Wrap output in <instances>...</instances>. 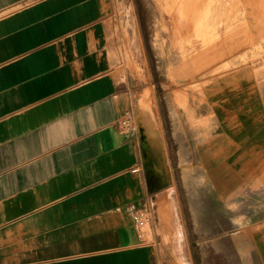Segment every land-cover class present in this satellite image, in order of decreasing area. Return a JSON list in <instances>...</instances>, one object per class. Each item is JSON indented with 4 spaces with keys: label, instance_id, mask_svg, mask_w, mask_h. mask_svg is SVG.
Segmentation results:
<instances>
[{
    "label": "crops",
    "instance_id": "1",
    "mask_svg": "<svg viewBox=\"0 0 264 264\" xmlns=\"http://www.w3.org/2000/svg\"><path fill=\"white\" fill-rule=\"evenodd\" d=\"M207 1L187 49L155 51L142 21V82L115 0H0V264H158L133 214L152 205L153 234L178 188L193 226L222 218L238 264H264V9Z\"/></svg>",
    "mask_w": 264,
    "mask_h": 264
},
{
    "label": "rangeland",
    "instance_id": "2",
    "mask_svg": "<svg viewBox=\"0 0 264 264\" xmlns=\"http://www.w3.org/2000/svg\"><path fill=\"white\" fill-rule=\"evenodd\" d=\"M116 10L114 12L117 28L131 42V47L126 49L125 63L123 68H133L136 78L145 81V69L142 58V49L139 48L141 37L144 34L142 21L145 23V30L151 39L152 47L155 51L161 52L162 47H174L175 44H164L169 42L168 37L175 41L176 38L184 49L189 48L191 35H195V39H205L207 25L210 26L215 21L216 12L205 10L208 5L207 0H115ZM213 2V0H211ZM220 1V0H214ZM222 1V0H221ZM217 4V3H216ZM251 4L255 7L254 16L258 15V6L264 9V0H252ZM221 5V4H220ZM212 7V6H211ZM185 9L187 13L183 15ZM264 16V11L261 12ZM188 15V16H187ZM218 30L223 27V23L216 25ZM212 29L208 35L216 32ZM262 42L259 48L251 53V58L264 57V27L260 29ZM204 33V34H203ZM134 49V50H133ZM248 59H244V61ZM264 61V60H263ZM262 61V62H263ZM157 71V70H156ZM155 71V72H156ZM153 67L151 65V104L149 107L148 100L142 97L140 106L145 107L146 111L151 113L155 110L154 106L156 94L153 83L155 77L153 75ZM158 73V72H157ZM161 76L159 77V79ZM147 80V79H146ZM146 102H143V101ZM169 196L172 197V202ZM182 198L181 191L169 190L156 199H154L155 211L159 216L158 228L152 234V229L147 228L145 238L154 244L155 258L158 264H238L237 253L233 251V242L229 236L223 234L222 218L216 219L215 235H206V219H201L200 229H197L196 220L193 226L192 218L187 211V205L183 202L177 203ZM176 201V202H175ZM222 216V214H220ZM227 219V218H225ZM228 226V225H227ZM196 232H202L201 235H195ZM204 232V234H203ZM199 243L200 247L196 244Z\"/></svg>",
    "mask_w": 264,
    "mask_h": 264
},
{
    "label": "built area",
    "instance_id": "3",
    "mask_svg": "<svg viewBox=\"0 0 264 264\" xmlns=\"http://www.w3.org/2000/svg\"><path fill=\"white\" fill-rule=\"evenodd\" d=\"M153 214V206L144 204L137 208L133 214L134 226L140 239L145 237Z\"/></svg>",
    "mask_w": 264,
    "mask_h": 264
},
{
    "label": "bare ground",
    "instance_id": "4",
    "mask_svg": "<svg viewBox=\"0 0 264 264\" xmlns=\"http://www.w3.org/2000/svg\"><path fill=\"white\" fill-rule=\"evenodd\" d=\"M181 10H182V11L184 10V11L182 12L183 15H185V13H187V11H186L185 9H181ZM185 16H186V15H185ZM187 16H188V15H187Z\"/></svg>",
    "mask_w": 264,
    "mask_h": 264
}]
</instances>
